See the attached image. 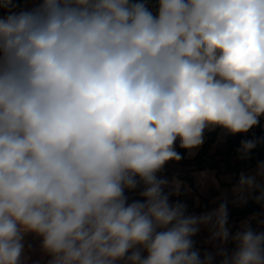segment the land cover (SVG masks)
Returning <instances> with one entry per match:
<instances>
[{"label":"clouds","instance_id":"1","mask_svg":"<svg viewBox=\"0 0 264 264\" xmlns=\"http://www.w3.org/2000/svg\"><path fill=\"white\" fill-rule=\"evenodd\" d=\"M17 9L0 0V264H21L29 233L48 264H211L191 237L208 225L227 243L226 204L185 215L157 173L181 159L177 140L195 149L206 129L247 133L264 116V0ZM262 142L242 141L239 157ZM140 184L143 202L128 203ZM256 187L241 174L234 191ZM252 219L221 264H264Z\"/></svg>","mask_w":264,"mask_h":264},{"label":"crops","instance_id":"2","mask_svg":"<svg viewBox=\"0 0 264 264\" xmlns=\"http://www.w3.org/2000/svg\"><path fill=\"white\" fill-rule=\"evenodd\" d=\"M15 2L18 9H31L34 7V0H18ZM3 15V12H0ZM259 121L264 131V116ZM216 132V141L210 146L208 155L215 154L218 150H223L226 140L233 135L221 128L212 130L206 129L203 134V143L195 149H186L183 161H169L163 170L157 173L159 179H166L169 183L164 188L165 194H169V203L177 202L186 206L185 215L202 216L219 207L221 203L227 206L228 227L230 239L227 243L221 245L219 241L212 239L210 226L200 225L196 235L191 237L193 240V250L198 251L200 259L203 261L206 254H211L213 259L211 264H221L223 257L218 254L221 251L231 255L235 250V244L231 241V236L241 230V223L245 220L255 217L251 220V226L256 231H264V227L260 226V222H264V191L259 192L256 198V191L264 187V176L258 175V166L264 163V159L257 165L246 170L238 171L236 169H225L221 162L216 168L205 167L197 169L194 161L200 154L204 143L208 138V134ZM264 140V133H263ZM179 140L176 141L175 150H179ZM194 153V155H190ZM221 159V156H216ZM241 158L233 156L230 159L231 165H234ZM214 161V159H210ZM241 174L245 176H256L257 187L251 190L237 193L234 191L239 183ZM138 179V178H137ZM178 182V185L177 183ZM143 185L140 184L135 190L125 189V195L128 203L136 200L143 202V198L139 195ZM255 208L253 212L243 213L247 208ZM24 250L21 256V264H48L51 257L47 255L41 247V238L34 234H26L23 238ZM131 252H129V255ZM146 252H142V258H145Z\"/></svg>","mask_w":264,"mask_h":264},{"label":"trees","instance_id":"3","mask_svg":"<svg viewBox=\"0 0 264 264\" xmlns=\"http://www.w3.org/2000/svg\"><path fill=\"white\" fill-rule=\"evenodd\" d=\"M18 1V0H16ZM149 6L155 10V0H148ZM263 129L261 127V122L257 126H254L250 129L247 133H238L228 137L225 143V147L223 150H218L213 155H208L210 146L216 141V132H211L208 134V138L203 145V148L194 161V165L197 169H203L205 167L216 168L218 163L221 162L225 169H236L238 171L246 170L250 167H253L259 164L264 159V142L259 143L257 147L251 151L249 158L247 159H240L234 165H231L230 159L233 156L239 157L238 149L241 147V142L244 140H263ZM184 148L179 147L178 153L181 155L180 162L183 161V156L185 153ZM221 156V159H216V156ZM204 157H209V161L206 160ZM214 159L211 161L210 159ZM264 187H261L260 190L256 191V198L259 192H263ZM255 208H247L243 211V213L253 212Z\"/></svg>","mask_w":264,"mask_h":264},{"label":"built area","instance_id":"4","mask_svg":"<svg viewBox=\"0 0 264 264\" xmlns=\"http://www.w3.org/2000/svg\"><path fill=\"white\" fill-rule=\"evenodd\" d=\"M38 2H39V0H34V7L36 6V4ZM19 10H21V9L19 8ZM0 12H2V11H0ZM204 158L209 161V157H204Z\"/></svg>","mask_w":264,"mask_h":264}]
</instances>
